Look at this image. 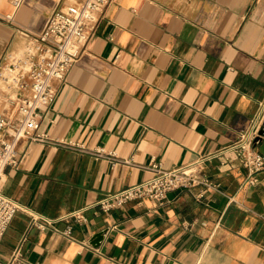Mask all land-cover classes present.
I'll list each match as a JSON object with an SVG mask.
<instances>
[{
  "label": "crops",
  "instance_id": "1",
  "mask_svg": "<svg viewBox=\"0 0 264 264\" xmlns=\"http://www.w3.org/2000/svg\"><path fill=\"white\" fill-rule=\"evenodd\" d=\"M60 4L26 0L15 11L0 0V60ZM54 86L40 129L52 142L21 140L18 166L0 179L22 206L0 264H264V171L248 183L234 155L233 165L203 167L212 188L108 213L96 206L148 179L154 164L174 169L231 146L264 111V0H113ZM255 148L264 155V137ZM80 210L86 222L69 216Z\"/></svg>",
  "mask_w": 264,
  "mask_h": 264
},
{
  "label": "built area",
  "instance_id": "2",
  "mask_svg": "<svg viewBox=\"0 0 264 264\" xmlns=\"http://www.w3.org/2000/svg\"><path fill=\"white\" fill-rule=\"evenodd\" d=\"M26 0H10L14 10ZM113 0H61L60 6L49 16L45 28L36 35H27L20 51L8 50L0 60V179L8 166H18L17 145L29 141L52 142L40 132L42 112L49 109L56 97L54 83L63 81L90 43ZM12 18V15L8 16ZM264 125V111L260 113L231 146L216 153L202 156L190 165L165 169L154 164L145 181L126 189L104 195L97 203L108 213L133 201L151 200L163 204L171 191L198 186L214 187L203 167L220 159L222 165L238 164L248 172L247 181L259 183L264 171V155L255 148ZM66 148L91 153L97 158L113 162L115 153L103 149L89 150L78 143L59 142ZM235 156V160L232 158ZM22 206L0 191V243ZM86 222L84 210L69 215ZM42 227V226H41ZM70 229L63 234L69 237ZM18 256V255H17ZM15 257V261L17 260Z\"/></svg>",
  "mask_w": 264,
  "mask_h": 264
},
{
  "label": "water",
  "instance_id": "3",
  "mask_svg": "<svg viewBox=\"0 0 264 264\" xmlns=\"http://www.w3.org/2000/svg\"><path fill=\"white\" fill-rule=\"evenodd\" d=\"M264 137V125H263V127H262V129H261V131H260V133H259V137H258V139L256 140V142H258V141H261V139Z\"/></svg>",
  "mask_w": 264,
  "mask_h": 264
}]
</instances>
